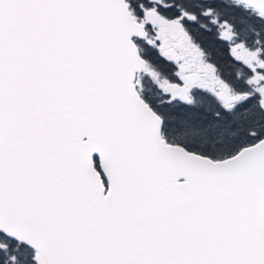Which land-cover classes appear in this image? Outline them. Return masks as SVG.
I'll use <instances>...</instances> for the list:
<instances>
[{
    "label": "snow or ice",
    "instance_id": "6c2138e0",
    "mask_svg": "<svg viewBox=\"0 0 264 264\" xmlns=\"http://www.w3.org/2000/svg\"><path fill=\"white\" fill-rule=\"evenodd\" d=\"M0 264H264V0H0Z\"/></svg>",
    "mask_w": 264,
    "mask_h": 264
}]
</instances>
